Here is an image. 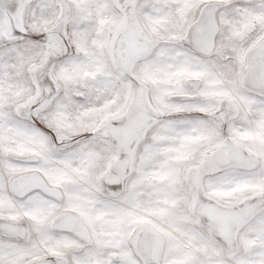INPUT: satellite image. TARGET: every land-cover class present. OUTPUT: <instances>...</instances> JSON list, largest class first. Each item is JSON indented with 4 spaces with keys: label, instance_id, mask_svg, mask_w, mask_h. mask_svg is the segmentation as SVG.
<instances>
[{
    "label": "snow or ice",
    "instance_id": "6c2138e0",
    "mask_svg": "<svg viewBox=\"0 0 264 264\" xmlns=\"http://www.w3.org/2000/svg\"><path fill=\"white\" fill-rule=\"evenodd\" d=\"M0 41V264H264V0H0Z\"/></svg>",
    "mask_w": 264,
    "mask_h": 264
},
{
    "label": "clouds",
    "instance_id": "9594fccd",
    "mask_svg": "<svg viewBox=\"0 0 264 264\" xmlns=\"http://www.w3.org/2000/svg\"><path fill=\"white\" fill-rule=\"evenodd\" d=\"M8 4L11 5L15 0H7ZM226 3H232L233 0H225ZM239 3H250L251 0H237ZM231 22H226L219 25L216 32L215 43L219 46H227L231 49H239L247 45L249 36L245 35H234L233 34V25L237 22V17L231 16ZM176 43H180L179 40ZM3 42L0 41V46ZM28 264H48V257L45 254H41L34 259H30Z\"/></svg>",
    "mask_w": 264,
    "mask_h": 264
}]
</instances>
